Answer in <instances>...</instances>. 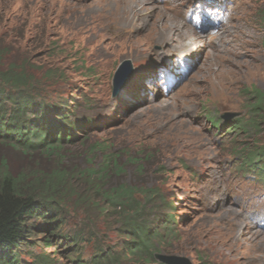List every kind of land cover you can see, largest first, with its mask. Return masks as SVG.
<instances>
[{
  "label": "rangeland",
  "instance_id": "374dc122",
  "mask_svg": "<svg viewBox=\"0 0 264 264\" xmlns=\"http://www.w3.org/2000/svg\"><path fill=\"white\" fill-rule=\"evenodd\" d=\"M142 1L149 10L125 0H0L2 70L15 65L32 78L29 92L45 93L64 113L58 118L73 124L72 140L63 136L72 163L97 164L114 151L120 162L142 164L138 171L124 166L117 178L139 188L155 253L191 264H264V124H243L254 91H264V0ZM196 14L204 17L197 28ZM172 25L195 32L198 49L159 38ZM123 60L129 65L114 92ZM171 62L186 72L166 92L162 67ZM24 160L0 140V164L18 170ZM89 210L92 223L80 225V264H92L100 245L117 250L129 238L112 210ZM80 221L66 219L60 233L71 235ZM48 235L31 237L34 254L74 264L76 256ZM155 260L128 255L118 263H162Z\"/></svg>",
  "mask_w": 264,
  "mask_h": 264
},
{
  "label": "trees",
  "instance_id": "16d2710c",
  "mask_svg": "<svg viewBox=\"0 0 264 264\" xmlns=\"http://www.w3.org/2000/svg\"><path fill=\"white\" fill-rule=\"evenodd\" d=\"M261 18L264 28V6ZM5 52L6 47L0 45V83L3 85H0V140L25 160L18 170H13L7 162L0 164V264H57L47 253L34 254L38 246L31 237L36 232L55 236L76 256L71 259L73 263L80 264L79 245L83 239L80 229L86 221L92 223L90 207L99 213L112 210L122 218L123 231L129 237L117 250L100 245L91 256L92 264H119L120 258L128 255L156 263L153 233L141 219L145 206L135 196L140 190L130 180L117 178L124 172V166L135 165L138 171L142 164L130 157L120 162L114 151L107 152L97 164L72 163L63 136L72 140L73 124L58 118L64 113L45 93L29 92L33 88L32 78L26 80L22 71H15V65L11 72L2 70ZM254 93L251 116L243 124L258 127L264 124V91ZM57 124L65 125L66 129H55ZM253 157L252 154L249 163ZM76 217L81 220L74 222L78 229L71 235L60 233L66 219ZM170 233L171 228L166 234ZM45 241L48 247L54 244L48 239ZM25 253L31 259L23 260L21 254Z\"/></svg>",
  "mask_w": 264,
  "mask_h": 264
},
{
  "label": "bare ground",
  "instance_id": "6f19581e",
  "mask_svg": "<svg viewBox=\"0 0 264 264\" xmlns=\"http://www.w3.org/2000/svg\"><path fill=\"white\" fill-rule=\"evenodd\" d=\"M125 1L126 2H130V6H133V5L137 4L138 5V9L139 10H143L142 12L149 10V7L145 6V4H144L145 1H142V0H125ZM142 12L137 13L136 17H139ZM195 35H196V33L193 32L190 29H184V28H179V27L177 28V26L175 27L173 25L170 26V27L163 28L162 31L158 34L159 38L162 37L163 41H168V40H172L173 39L175 41V44L172 43L174 46H177V45L181 46L182 48H185L186 50H188V52H190V53H192V51L194 52L195 50L198 49V47H196L198 45H195V43H196L195 39L197 38V37H195ZM184 41H185V43L187 42L186 44H189V47H191V45L194 44L193 49H188V47L186 45H185L186 47H183L184 46L183 45ZM184 63L188 65V59H185ZM213 238H214V236H213ZM212 241H213V239H212Z\"/></svg>",
  "mask_w": 264,
  "mask_h": 264
},
{
  "label": "water",
  "instance_id": "95a60500",
  "mask_svg": "<svg viewBox=\"0 0 264 264\" xmlns=\"http://www.w3.org/2000/svg\"><path fill=\"white\" fill-rule=\"evenodd\" d=\"M129 61L123 60L117 67L114 76H113V91L116 92L118 88L121 87L123 79L122 75L124 74V71L126 70V66L128 68ZM130 70L127 71V74ZM122 79V80H121ZM231 116V114H225ZM154 257L158 259L163 264H191L189 259L186 257H179L175 255H165V254H159L155 253Z\"/></svg>",
  "mask_w": 264,
  "mask_h": 264
}]
</instances>
